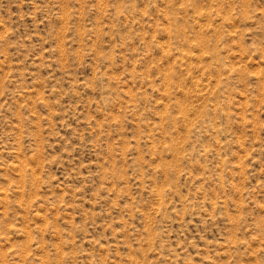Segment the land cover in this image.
Listing matches in <instances>:
<instances>
[{"label": "rangeland", "instance_id": "rangeland-1", "mask_svg": "<svg viewBox=\"0 0 264 264\" xmlns=\"http://www.w3.org/2000/svg\"><path fill=\"white\" fill-rule=\"evenodd\" d=\"M0 264H264V0H0Z\"/></svg>", "mask_w": 264, "mask_h": 264}]
</instances>
